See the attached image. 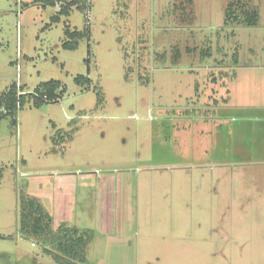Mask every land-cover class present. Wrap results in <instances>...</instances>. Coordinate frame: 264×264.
Masks as SVG:
<instances>
[{
  "label": "rangeland",
  "instance_id": "rangeland-1",
  "mask_svg": "<svg viewBox=\"0 0 264 264\" xmlns=\"http://www.w3.org/2000/svg\"><path fill=\"white\" fill-rule=\"evenodd\" d=\"M229 1L0 0V95L65 90L0 119V264H56L23 199L93 233L86 264H264V0Z\"/></svg>",
  "mask_w": 264,
  "mask_h": 264
},
{
  "label": "trees",
  "instance_id": "trees-1",
  "mask_svg": "<svg viewBox=\"0 0 264 264\" xmlns=\"http://www.w3.org/2000/svg\"><path fill=\"white\" fill-rule=\"evenodd\" d=\"M43 6L58 7L57 15L52 17V22H58L61 15L68 16L73 7L85 11L89 7V0H35ZM241 0H230L225 11V25L254 26L257 21L256 11L247 9ZM66 41L64 49H75L77 40L88 36V31L77 33L65 31ZM88 80L77 77L75 83H85ZM83 82V83H82ZM65 92L62 82L50 80L41 84L32 93H25L23 87L12 85L0 95V119H8L10 125H17L19 108L26 101L32 100L35 106L41 103L58 102ZM19 233L25 237L39 241L44 247V253L50 255L56 264H86V248L93 238L91 231H80L64 225L57 229L52 228V217L44 210L39 202L33 199H23L20 205L18 220Z\"/></svg>",
  "mask_w": 264,
  "mask_h": 264
},
{
  "label": "crops",
  "instance_id": "crops-1",
  "mask_svg": "<svg viewBox=\"0 0 264 264\" xmlns=\"http://www.w3.org/2000/svg\"><path fill=\"white\" fill-rule=\"evenodd\" d=\"M25 92V91H24Z\"/></svg>",
  "mask_w": 264,
  "mask_h": 264
}]
</instances>
